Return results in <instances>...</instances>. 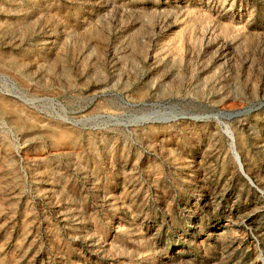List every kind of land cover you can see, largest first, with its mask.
<instances>
[{
    "label": "rangeland",
    "instance_id": "1",
    "mask_svg": "<svg viewBox=\"0 0 264 264\" xmlns=\"http://www.w3.org/2000/svg\"><path fill=\"white\" fill-rule=\"evenodd\" d=\"M263 259L264 0H0V264Z\"/></svg>",
    "mask_w": 264,
    "mask_h": 264
},
{
    "label": "water",
    "instance_id": "2",
    "mask_svg": "<svg viewBox=\"0 0 264 264\" xmlns=\"http://www.w3.org/2000/svg\"><path fill=\"white\" fill-rule=\"evenodd\" d=\"M240 164V163H239ZM240 169H241V171H243V168H242V166H240Z\"/></svg>",
    "mask_w": 264,
    "mask_h": 264
},
{
    "label": "bare ground",
    "instance_id": "3",
    "mask_svg": "<svg viewBox=\"0 0 264 264\" xmlns=\"http://www.w3.org/2000/svg\"><path fill=\"white\" fill-rule=\"evenodd\" d=\"M262 263L264 264V259L262 260Z\"/></svg>",
    "mask_w": 264,
    "mask_h": 264
}]
</instances>
